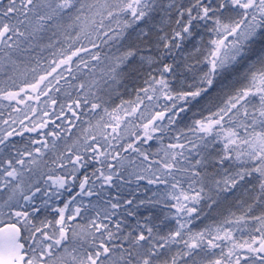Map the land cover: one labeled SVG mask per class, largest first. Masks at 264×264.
I'll list each match as a JSON object with an SVG mask.
<instances>
[{
    "label": "snow or ice",
    "instance_id": "snow-or-ice-1",
    "mask_svg": "<svg viewBox=\"0 0 264 264\" xmlns=\"http://www.w3.org/2000/svg\"><path fill=\"white\" fill-rule=\"evenodd\" d=\"M0 264H264V0H0Z\"/></svg>",
    "mask_w": 264,
    "mask_h": 264
}]
</instances>
